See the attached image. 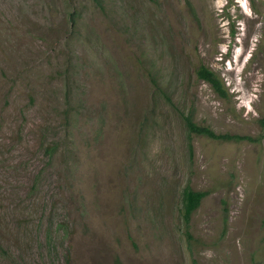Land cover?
<instances>
[{"label":"rangeland","instance_id":"rangeland-1","mask_svg":"<svg viewBox=\"0 0 264 264\" xmlns=\"http://www.w3.org/2000/svg\"><path fill=\"white\" fill-rule=\"evenodd\" d=\"M263 117L264 0H0V264H264Z\"/></svg>","mask_w":264,"mask_h":264},{"label":"trees","instance_id":"trees-1","mask_svg":"<svg viewBox=\"0 0 264 264\" xmlns=\"http://www.w3.org/2000/svg\"><path fill=\"white\" fill-rule=\"evenodd\" d=\"M96 2H100V0H95ZM197 77L205 82L209 83L212 89L219 95L225 96V90L223 85L215 72L211 69L207 68L203 64L199 65L196 68ZM153 81L154 78H153ZM185 125L187 131L190 134H198L204 135L214 140L220 141H255L258 140L248 135H239V134H230V133H216L210 127L205 125H200L194 122L191 115H186L184 117ZM259 124L264 129V117L259 120ZM53 148L51 147V150ZM50 151V150H49ZM206 191L203 190H193L189 185H186L185 188L182 190L181 194V212L184 219L185 224L189 220V216L191 213L196 209L199 205L200 201L206 195Z\"/></svg>","mask_w":264,"mask_h":264}]
</instances>
